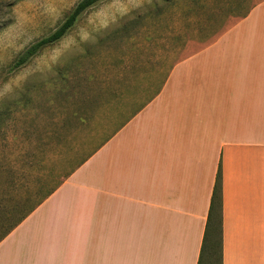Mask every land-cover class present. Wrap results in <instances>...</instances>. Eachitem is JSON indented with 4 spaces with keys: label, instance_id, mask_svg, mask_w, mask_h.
I'll use <instances>...</instances> for the list:
<instances>
[{
    "label": "crops",
    "instance_id": "crops-1",
    "mask_svg": "<svg viewBox=\"0 0 264 264\" xmlns=\"http://www.w3.org/2000/svg\"><path fill=\"white\" fill-rule=\"evenodd\" d=\"M139 46L88 121L108 127L0 264H197L218 165L222 264H264V0L219 33Z\"/></svg>",
    "mask_w": 264,
    "mask_h": 264
},
{
    "label": "rangeland",
    "instance_id": "rangeland-1",
    "mask_svg": "<svg viewBox=\"0 0 264 264\" xmlns=\"http://www.w3.org/2000/svg\"><path fill=\"white\" fill-rule=\"evenodd\" d=\"M11 1L10 7L0 8L8 19L0 30V109L4 116L0 158L5 159L10 151H17L23 133L41 137L53 121L58 122L62 111L75 109L74 92L89 91L94 79L112 75L113 64L128 52L130 42L144 49L173 35L189 39L219 33L258 0H101L86 9L59 40L14 69L10 66L14 57L56 28L78 0ZM108 80L112 88L118 82L111 76ZM14 99L17 104L3 111ZM96 119L69 136L70 148L59 147L55 155L52 150L46 152L45 165L53 160L60 170L78 163L98 139L94 136L110 123Z\"/></svg>",
    "mask_w": 264,
    "mask_h": 264
},
{
    "label": "trees",
    "instance_id": "trees-1",
    "mask_svg": "<svg viewBox=\"0 0 264 264\" xmlns=\"http://www.w3.org/2000/svg\"><path fill=\"white\" fill-rule=\"evenodd\" d=\"M101 0H78L64 19L50 33L30 43L13 59L11 68L24 65L31 57L64 36L77 21L79 16L89 7ZM11 0H0L1 6L12 5ZM255 2L240 14L245 15ZM4 12L0 9V30L8 23ZM108 76L103 80L94 79L89 85V91H76L77 107L69 112L64 110L58 115V122L53 121L51 129L41 137H32L23 133L18 139V149L6 159L0 158V241L28 216L44 199H46L84 160V157L74 166L62 167L58 170L55 162H48L46 152L56 149L70 148L69 136L86 125L94 116L103 99L112 95V87L108 84ZM17 100L11 101L3 111H10ZM4 116L0 109V123ZM71 141V140H70ZM6 160V161H5ZM221 172L218 165L216 179L213 186L210 207L207 215L206 227L203 234L201 249L197 264H222V226H221Z\"/></svg>",
    "mask_w": 264,
    "mask_h": 264
}]
</instances>
